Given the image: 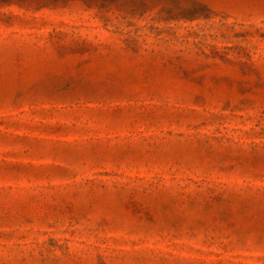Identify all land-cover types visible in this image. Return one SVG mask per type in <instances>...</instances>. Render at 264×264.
I'll return each instance as SVG.
<instances>
[{
  "label": "rangeland",
  "instance_id": "obj_1",
  "mask_svg": "<svg viewBox=\"0 0 264 264\" xmlns=\"http://www.w3.org/2000/svg\"><path fill=\"white\" fill-rule=\"evenodd\" d=\"M36 6L0 7V264H264V0Z\"/></svg>",
  "mask_w": 264,
  "mask_h": 264
},
{
  "label": "trees",
  "instance_id": "obj_2",
  "mask_svg": "<svg viewBox=\"0 0 264 264\" xmlns=\"http://www.w3.org/2000/svg\"><path fill=\"white\" fill-rule=\"evenodd\" d=\"M70 1L76 0H0V7H8V6H18V7H26L28 3L36 2L37 6L35 7L36 10L40 8H46L50 6H57V5H65ZM81 1L85 5L91 6L96 8L97 10H102L107 8L111 5L116 4L119 0H77Z\"/></svg>",
  "mask_w": 264,
  "mask_h": 264
}]
</instances>
